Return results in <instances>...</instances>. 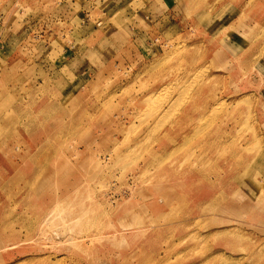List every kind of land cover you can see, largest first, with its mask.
I'll return each mask as SVG.
<instances>
[{
  "label": "rangeland",
  "instance_id": "obj_1",
  "mask_svg": "<svg viewBox=\"0 0 264 264\" xmlns=\"http://www.w3.org/2000/svg\"><path fill=\"white\" fill-rule=\"evenodd\" d=\"M239 1L246 24L225 33L240 45L168 34L143 73L144 22L114 10L85 42L112 73L80 104L40 58L0 59V98L43 119L23 136L0 125V264H264V28H249L264 0ZM44 139L54 154L21 156Z\"/></svg>",
  "mask_w": 264,
  "mask_h": 264
},
{
  "label": "crops",
  "instance_id": "obj_2",
  "mask_svg": "<svg viewBox=\"0 0 264 264\" xmlns=\"http://www.w3.org/2000/svg\"><path fill=\"white\" fill-rule=\"evenodd\" d=\"M116 9L123 11L125 24L130 18L139 22L142 20L144 26L147 24V27H140L138 23L133 26L139 27L135 39L142 38L145 42L140 44V54L136 53L140 59L138 71L142 73L146 59L151 57L152 63L159 56L161 41L167 39L168 34L181 39L194 35L200 43L209 46L214 41V47L218 50L223 40L233 46L240 45L241 40L231 39L225 30L228 31L230 26L246 24L244 20L241 22L243 9L239 0H217V3H212V0H0V59L23 57L25 68L32 69V61L40 58L41 64L36 68L44 74L58 73L62 79L66 78L63 81H66L67 88L70 84L74 90L75 103L80 104V87H92L99 76L105 80L112 73V66L107 68L92 62L91 50L85 49V42L101 27L107 30L116 28L112 20ZM257 24L264 28V14L262 20L253 24L249 22L251 26H248L250 28ZM15 62L11 61L8 67L14 68ZM260 71L264 77V70ZM69 74H74L78 80L73 79V83H70ZM53 85L64 93L61 85ZM261 86L263 90L254 105L255 117L264 132V83ZM75 91H78L76 94L79 97H75ZM14 103L11 97L0 98V125L3 124L16 135L19 123L23 131L21 136L32 134L41 126L42 116L40 113L21 116ZM61 103L66 105L64 97ZM261 137L264 139V133ZM43 143L47 141L44 139L34 152L30 147L22 150L21 156L36 158L37 161L54 154L52 150L41 148ZM11 148L9 146L6 153Z\"/></svg>",
  "mask_w": 264,
  "mask_h": 264
},
{
  "label": "bare ground",
  "instance_id": "obj_3",
  "mask_svg": "<svg viewBox=\"0 0 264 264\" xmlns=\"http://www.w3.org/2000/svg\"><path fill=\"white\" fill-rule=\"evenodd\" d=\"M181 112V111H180ZM179 113V112H178ZM187 114V113H186ZM177 116V115H176ZM177 117H179V116H177ZM176 117V118H177ZM186 117V116H185ZM190 117V116H189ZM187 118V117H186ZM176 120H178V119H176ZM189 120V119H188ZM187 121V120H186ZM177 122V121H176ZM175 123V122H174ZM181 123V122H180ZM182 124V123H181ZM175 125V124H174ZM182 126V125H181ZM177 135V134H176ZM176 137V136H175ZM177 153V152H176Z\"/></svg>",
  "mask_w": 264,
  "mask_h": 264
}]
</instances>
